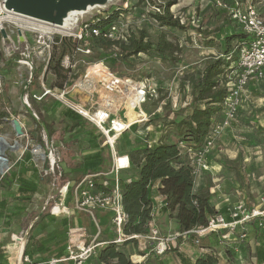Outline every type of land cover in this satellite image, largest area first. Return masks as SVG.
<instances>
[{
	"label": "rangeland",
	"instance_id": "374dc122",
	"mask_svg": "<svg viewBox=\"0 0 264 264\" xmlns=\"http://www.w3.org/2000/svg\"><path fill=\"white\" fill-rule=\"evenodd\" d=\"M168 1L170 0H112L87 9L85 14L79 16L83 22L97 23V19L109 17L118 12L116 21L123 30L124 36L134 34L139 37L142 32H145L147 40L153 43L151 50L148 53L126 57V54L121 53L122 51L118 48L113 51H103L93 48L94 43L90 40L86 45L78 43L77 39L70 37L77 32L78 27L59 28L43 25L27 16L10 11L5 7V0H0L2 90L0 111L10 115L6 118L8 120L5 119L0 125V137L8 140L12 145L18 142L20 147L17 152H7L9 167L5 175H25L38 187L37 192L30 199L21 202L18 199L21 195L17 192L19 189L17 179L11 176L10 179L4 180L5 175H0V201H6L8 204L5 209H0V242L9 264L19 263L15 262L13 254H11L12 257L8 254V245L17 242L18 237L24 238L27 228L39 221L40 217L43 216L40 227L45 223L62 222L50 214L54 203L50 202L47 208L51 190L53 195H56L60 186L73 180L79 181L83 176L79 172L83 171L89 156L97 152H101L104 157V161L98 163L97 169L111 170L112 152L105 144L106 138L101 136L89 121H82L80 128L76 121L65 118L62 111L70 108L57 97L64 87L71 86L75 81L83 78L89 66L104 63L118 77H130L135 81H144L155 86L157 96L148 101L146 107L150 114L161 107V112L153 116V124L155 128L158 125L161 126L165 143L182 140L176 125L181 123L195 106L192 77L199 78L209 61L224 57L226 37L239 33L240 29L234 21L231 22L229 12L221 7L217 0H173L176 4L171 6L170 13L173 19L179 20L185 29L163 26L155 19V15L159 13L156 4L167 6ZM221 1L229 6L233 3V0ZM238 1L243 5L248 3L255 5L264 18V0ZM36 27L50 29L49 31L52 32L54 44L50 51V61L39 52L40 45L37 39L40 31L34 30ZM63 52L65 54L62 57ZM66 56L69 57V64L71 62L73 65L69 71L62 67V61ZM58 69H60L59 72ZM47 91L50 94L39 100V97ZM262 96L252 92L249 94L247 100L257 99L252 108V118L247 120L249 125L245 126V129L240 126L236 130L228 129L214 147L209 163L220 166V169L216 170V182L220 190H216V184L211 177L197 180V185L207 182L210 186L211 204L217 214H222L226 207H232L242 199L247 201L244 194L250 195L255 204L254 207L264 209V132L260 130L262 128L264 131V126L258 119L261 115H256V111L264 105ZM72 97L71 99L79 101V95ZM135 102L134 97L130 96L126 101L127 107H131L129 113L131 120L135 119L132 111ZM245 106L244 103L241 110ZM13 118L23 123L25 132L23 137H16L13 124L9 121ZM242 123L245 122L239 116L235 125ZM182 130L185 131V128L183 127ZM91 133L96 136V139L90 136ZM138 139L139 137L134 135L122 139L119 144L121 151L129 152L138 148L141 145ZM39 146L42 147L43 152L49 153L51 150L60 157L55 174L45 175L44 170L48 162L34 153ZM59 169L63 170L61 177ZM136 176V174L131 175L132 178ZM157 185H159L158 182L155 183V186ZM212 187L215 188L216 193L211 191ZM243 189L245 193L241 192ZM166 216L168 218L163 220L159 218L157 224L164 235H169L177 230L178 226L174 212ZM75 217L71 216L70 219L74 221ZM77 217L79 218V215ZM85 222L91 226L90 229L88 228L89 235L94 236L96 233L94 219L91 217ZM100 227L101 240L107 241L113 236L107 225L100 224ZM238 227L236 231L239 230ZM44 228L45 226L38 230L41 235L43 231L45 232ZM67 234L68 230L60 236L67 237L68 240ZM240 235L238 231L236 240L223 241L221 246L224 247L221 251L214 250L218 256L214 264H257L251 261L250 249L244 242L239 246H233L238 242ZM36 236H29V252L35 255L30 259L33 264H44L45 260L39 262V256L34 251ZM180 240L176 243L177 246L185 242ZM65 242L66 238H62L59 243H51L48 250L54 251ZM185 243L186 246L183 248L187 254L191 253L192 246L199 248L191 241ZM177 246L166 253L173 254L168 258H164L166 254L160 256L165 264H185V260L180 259L174 251ZM232 248L236 249L232 250ZM199 249L204 255L203 248ZM124 250L129 253L128 255L134 256L136 262L143 260L140 258L142 253L139 250L134 251L135 246H126ZM221 252L223 255H220ZM192 256L193 259L188 261L195 263L198 257L195 254ZM158 257L152 253L142 263L149 258L152 263H156ZM89 264L99 263L92 257Z\"/></svg>",
	"mask_w": 264,
	"mask_h": 264
},
{
	"label": "built area",
	"instance_id": "2783aa9c",
	"mask_svg": "<svg viewBox=\"0 0 264 264\" xmlns=\"http://www.w3.org/2000/svg\"><path fill=\"white\" fill-rule=\"evenodd\" d=\"M233 6L227 5L221 0L218 4L226 9L231 21L239 27L240 31L247 35L246 43L238 47V58L225 71L221 78V83H225L228 88V95L224 99L223 110L219 118L214 119L209 135L200 147H194L183 141H179V150L186 167H191L194 183L197 180L210 174L209 156L225 131L231 129L233 124L239 120V112L244 104V94L251 85L264 83V18L257 7L251 3L241 4L238 0H233ZM159 13L161 12L158 7ZM118 22H114L105 30L95 27V21L83 22L80 18L70 22L68 27H78L77 32L70 35L77 39L78 43H88L93 37L109 38L114 41H126L127 37L122 34V29ZM52 32L42 30L38 32L39 52L44 58L51 59L50 51L54 44ZM62 67L69 71L73 67L69 64V57H64ZM231 57L227 58L231 61ZM82 82V85H80ZM0 94H2L0 84ZM46 92L39 100L49 95ZM79 95V101L73 100L72 96ZM134 97L136 101L132 109L135 119H130L131 107H127V99ZM157 96V88L148 82L134 80L130 77H118L104 63H95L87 68L86 75L75 81L71 86H66L60 90L57 97L70 109H73L84 120L89 121L97 129L98 133L105 139V144L112 152V165L109 171L89 172L79 181L67 182L58 188L56 195L51 190L47 201V208L50 202L54 203L50 214L56 218L69 217L74 212L85 214L88 218L94 219L96 233L89 235L86 227L75 226L68 231V244L66 254L59 258H52L44 264H87L92 257H98L100 250L109 244L116 246H135L139 250L141 261L136 262L131 256L133 264H142L150 254L156 256L165 255L169 250L176 247V243L181 239L185 242L190 240L200 247L201 242L209 235L218 234L221 243L223 241L236 240L237 227L252 222H256L259 230L264 232V209L251 208L245 199L238 201L232 207H226L222 214L215 213L209 218L205 227H196L190 231H173L169 235H164L159 225L160 209L165 208L167 212V200L161 193L162 184L152 187L153 207L151 219L147 223V232L140 234H126L125 225L128 217L124 208L122 182H131L130 173H136L139 166L146 157V153L140 150L133 160L129 152L121 151V140L138 136V149L152 150L163 143V132L161 126L155 128L153 116L161 112V107L153 114H150L146 107L148 101ZM71 101V102H70ZM75 102V103H74ZM88 104V106H87ZM36 149L40 151L41 158L47 163L45 175L55 174V168L59 166L60 157L53 151L43 152L42 147ZM35 152V151H34ZM60 177L63 170L59 169ZM129 173V174H128ZM157 191L155 196L153 192ZM71 195V196H70ZM70 201L68 202V200ZM264 202V201H263ZM73 208V213L72 209ZM59 209L58 213L56 210ZM99 211L108 212L110 222L109 231L114 235L107 241L101 240V227L97 213ZM244 237V236H242ZM148 244V246H147ZM208 252H214L209 249ZM207 254V253H206ZM217 255V254H216ZM130 257V258H131ZM20 264H33L30 256L23 253Z\"/></svg>",
	"mask_w": 264,
	"mask_h": 264
},
{
	"label": "trees",
	"instance_id": "16d2710c",
	"mask_svg": "<svg viewBox=\"0 0 264 264\" xmlns=\"http://www.w3.org/2000/svg\"><path fill=\"white\" fill-rule=\"evenodd\" d=\"M175 4L176 2L173 0L168 1L167 6L156 4L161 12L155 15V19L163 26L184 30L185 27L181 22L177 19H173V15L170 13L171 6ZM232 4H234V1ZM232 4L230 3L231 6ZM117 18L118 12L109 17L97 19L98 21L94 26L101 30H105L116 22ZM147 38L146 33L142 32L139 37L134 34L128 35L126 41L117 42L103 37H93L90 41L94 43L93 48L103 51H113V49L118 48L122 51L121 53L126 54V57H130L141 53H148L151 50L153 43L147 40ZM247 39V35L242 31L226 37L224 57H218L215 60L209 61L205 65L199 78L192 77V94L195 106L192 112L187 115L181 123L176 125L179 134L182 136L181 141L194 147H200L205 142L214 119L219 118L222 113L224 99L228 95L227 85L221 83V78L224 76L225 71L229 69L230 65L237 60L239 53L238 47L246 43ZM234 42L236 44H234ZM64 54L63 52L62 57ZM229 57L232 58L231 61L227 60ZM59 70L60 69H58V72ZM64 116L71 121H76L78 126L81 124V120L84 121L78 114L70 109L64 111ZM9 117V113L0 111V125ZM247 120L246 117H243V122L249 125ZM172 123L174 124L175 122ZM183 127L185 131L182 130ZM90 136L96 139V136L92 133ZM140 150L146 153V157L139 166V170L135 173L137 176L132 178L129 183L123 181L121 184L124 190V208L128 217L124 229L125 233L130 235L147 232L146 226L151 219L153 207L151 190L156 181H160L162 184L160 191L166 197L167 212L169 214L175 213V220L178 226L177 231L186 232L196 227H205L209 218L216 213L211 204L212 195L210 193V186H207L203 191H194L195 183L192 169L184 165L178 142L165 143L163 141L161 145L152 150L138 149L129 151L133 160ZM210 158L211 155L209 156V160ZM89 160L103 162L102 153L97 152L95 155L89 157L88 161ZM11 176L19 182V189L17 191L18 194L21 195V197L18 198L19 201L23 202L28 200L37 192L38 187L36 183L29 177L25 175L17 176V174H8L5 175L3 179L8 180ZM7 205L6 201H0V209H5ZM56 212L58 213V209ZM53 217L52 219H54ZM42 219L43 216L39 218V220ZM40 222L41 221L35 226L40 224ZM252 224H256V222H252ZM35 226L30 230V237L32 236ZM256 229L259 230L257 224ZM259 231L262 233L259 238L263 240V243L257 246L256 257L260 263H264V232L261 230ZM190 241L193 243L192 240ZM128 244L129 243H126L124 246L109 244L107 247L101 249L98 254V263L133 264L130 258L131 256L124 250ZM28 245L24 253L25 256L28 255L32 257L33 253L29 252ZM37 249L40 248L37 247ZM178 250L177 248L174 249V251ZM65 251H61L57 258L65 255ZM4 255L3 247L0 245V264H9L8 259H6ZM217 257L218 256L213 252H207V254L198 255L195 263L190 262L189 264H214ZM142 264H165V262L161 260L159 256L158 262L156 263H152L149 258ZM185 264L188 263L185 261Z\"/></svg>",
	"mask_w": 264,
	"mask_h": 264
},
{
	"label": "crops",
	"instance_id": "0c3cea01",
	"mask_svg": "<svg viewBox=\"0 0 264 264\" xmlns=\"http://www.w3.org/2000/svg\"><path fill=\"white\" fill-rule=\"evenodd\" d=\"M251 92L254 93L255 95H258L259 94L260 96H262L264 94V83H262V84H256V85H251V87H249L246 90V92L244 94V99H245L244 100V103H245L246 106L244 107V109H242L239 112V116H241V119H243V117H246V119H251L252 118V116H251L252 115V112H253V109L252 108H254V105H255V102H256L257 99L247 100V98L249 97V94H251ZM261 98H264V95ZM261 100L264 101V99H261ZM262 106L263 107L261 109H259V110L256 111V115L257 114H259V116L261 115L258 119H260V124L262 126H264L263 125L264 124V105H262ZM70 110L74 111L73 109H70ZM62 115L64 116V111H62ZM81 122H82V120H81ZM81 125L82 124L79 125L80 128L82 127ZM22 126H23V123H22ZM239 126H240V128L245 129V126H248V125L246 123H244V124L243 123L242 124H237V125L233 124L231 130H233V129L236 130ZM258 128H260V127H258ZM262 132H264V131L262 130ZM257 134H260V133L257 132ZM89 157H91V156H89ZM103 161H104V157H103ZM98 163L100 164L102 162H100V161H90V160L88 161L87 160V164L85 166H83V171H80L79 172V173H81L83 175L82 178L85 175L89 174V172L104 171L103 169H97ZM210 166H211L210 174L205 175L202 178V180H204V178L211 177V179H213V181L216 184V187H215L216 190L217 189L220 190V186H219L218 182H216L217 181L216 180V172H217L216 170L217 169H220V166L214 165V164H210ZM104 172H106V171H104ZM132 174H135V173H130L129 176H131ZM73 181H75V180H73ZM207 186H208V183L207 182L199 183L198 185H195L194 191L195 192L203 191V190H205L207 188ZM215 188L214 189H213V187L211 188L212 189L211 191L213 193H216L215 192ZM244 190L245 189L241 190V192L245 193ZM153 194L156 196L157 195V191L153 192ZM244 195H245V198L247 199L248 205L250 207H254L255 204L252 202V199L250 198V195H247V194H244ZM70 207H71L72 213H73V208H72V206H70ZM168 214L169 213L166 212L165 208L160 209V214H159L160 220H163L165 218H168V216H166ZM78 215H79V218L77 217ZM109 215L110 214L108 212L106 213V212L99 211L97 213V218H99L100 224L101 225H107L108 230H109V227L108 226H109V222H110ZM71 216L72 217L76 216L74 218V221H72L70 219ZM71 216H69V217H58V218L55 217L56 219H58V221H62V222H58V224H56L54 222L51 223V224H46V223L43 224L42 227L45 226V228H44L45 232L43 231L42 232V235L40 234V232H38V230L42 228V227H40L41 223L38 224L37 226H35L40 221L39 219H38L39 221H37L36 223H34L31 226H29L27 228V230H26V233H25L26 235L24 237L25 240H26L24 249H23V251L19 252V256L17 257V259L15 260V262H18L19 264L22 262L21 261V257L23 255V253L25 252L26 246L28 245V243L30 241V239H29L30 238L29 236L31 235L30 234V230L34 226H35V228H34V231L32 232V236L33 235L36 236L35 234H37V235L39 234L38 236L35 237L36 238V241H35L36 244H35V250H34L35 253L39 256L38 257V261L40 262V261L45 260L43 262H46V261L50 260L49 257H53V256H54L53 258H57L58 257V254L61 251H65L66 250V247H67V244H68L67 237H62V238H66V242L64 243V245L59 246L56 250L50 251V250H48V248L50 247V244L51 243L56 244V243H59L62 240L60 234L66 233L67 230L69 231V229H71V228H73L75 226H82V227H86L87 229L88 228L90 229V227H91L90 224H88V222H85L86 219H88V217L85 214H81L79 212H74ZM238 228H239L238 231H240L241 235L239 236L238 242L237 243H234L233 246H236V245L239 246L241 243L244 242L246 244V247L250 249V252H251V255H252L251 256V261H255V263L260 264V262L258 261V259L256 257V251H257V246L258 245H262V243H263V240H261V238H259L260 235H262V234H260L261 232L256 229V224H252V223H248V224H244V225H239ZM175 231H177V230H175ZM12 234H14V233H12ZM242 236H244V237H242ZM113 237H114V235L111 236L109 239H111ZM22 239L23 238H19L18 237L16 241L19 242ZM251 241H252V243H251ZM0 245H1V242H0ZM221 245H222V243H221V241L219 239L218 234H213V235H211V236L206 237L205 239H203L202 242H201V247H199V248H203L202 250L204 251V254H206L209 249H213V250L217 249L218 251L219 250L221 251V249L224 247V246H221ZM184 246H186V243L185 242L180 243L177 246V249H179V250L178 251H175V252L177 253V255L179 256L180 259L182 258L188 264L190 263L188 261V259H193V256L192 255L195 254V256L198 257V255H202L203 254L200 251L199 248H195L193 246L191 247L192 250L190 251L191 252L190 253L191 255L190 254H187L185 252L184 248H183ZM37 247L40 248V249H37ZM233 249L235 250L236 248H232V250ZM221 254H222V252L220 253V255ZM171 255H173V254L172 253H168V254H166L164 256V258H168ZM224 255L226 256L227 253L224 254ZM11 257H12V255H11ZM33 257H35L34 254L32 255V258ZM94 258H96V260H98V257H94ZM249 258H250V256H249ZM89 262L90 261H88L87 264H89ZM37 264H40V263H37ZM261 264H264V263H261Z\"/></svg>",
	"mask_w": 264,
	"mask_h": 264
},
{
	"label": "water",
	"instance_id": "95a60500",
	"mask_svg": "<svg viewBox=\"0 0 264 264\" xmlns=\"http://www.w3.org/2000/svg\"><path fill=\"white\" fill-rule=\"evenodd\" d=\"M109 0H5V7L17 14H22L32 19L41 20L50 24L63 26L64 21L71 11H85L89 6H98L107 3ZM5 36V33L3 32ZM8 120V119H6ZM12 122L17 138L25 134L22 123L17 118L9 120ZM0 140L6 141L3 137ZM18 142L14 145L18 147ZM2 169L7 173L9 167L8 156L0 151Z\"/></svg>",
	"mask_w": 264,
	"mask_h": 264
},
{
	"label": "bare ground",
	"instance_id": "6f19581e",
	"mask_svg": "<svg viewBox=\"0 0 264 264\" xmlns=\"http://www.w3.org/2000/svg\"><path fill=\"white\" fill-rule=\"evenodd\" d=\"M109 1H112V0H109ZM92 8H93L92 6H89L88 9H92ZM85 11H71L69 13V16L65 19V21H64L65 25H63V26L50 24V23H47V22H44L41 20H37V19L36 20L32 19V18L31 19L34 20L35 22L37 21V22H39L43 25H46V26H54V27L63 28L64 26H68L70 22L75 21L76 18H78L80 15L85 14ZM34 30H39V31L46 30V32H50L49 31L50 29H44L41 27L40 28L36 27ZM19 149H20L19 144H18V147H15V145L10 144L8 142V140H6V141L0 140V151H3L5 153V155L7 154L8 151L17 152ZM34 153L37 155H40V151L38 149H36ZM2 173H5V170L2 169V163L0 161V175H2ZM25 242H26V240H25V238H23L19 242L11 243L10 245H8V254H13L14 255L13 257L16 260L17 257L19 256V252L23 251L24 246H25Z\"/></svg>",
	"mask_w": 264,
	"mask_h": 264
}]
</instances>
